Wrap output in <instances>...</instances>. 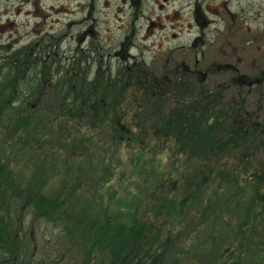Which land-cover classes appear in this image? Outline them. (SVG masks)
<instances>
[{
  "label": "trees",
  "instance_id": "16d2710c",
  "mask_svg": "<svg viewBox=\"0 0 264 264\" xmlns=\"http://www.w3.org/2000/svg\"><path fill=\"white\" fill-rule=\"evenodd\" d=\"M119 51L113 69L97 46L67 58L58 41L0 52V133L33 160L24 182L0 149V264H264V115L251 112V76L225 63L202 68L199 59L173 65L166 57L161 68ZM89 54L96 60L86 64ZM209 72L232 78L211 84ZM126 92L138 109L135 129L119 111ZM93 138L108 146L174 138L184 168L149 188L141 216L113 217L89 194L91 173L74 169ZM86 192L84 205L72 204ZM38 221L62 239L36 258ZM202 231L204 249L195 242Z\"/></svg>",
  "mask_w": 264,
  "mask_h": 264
},
{
  "label": "rangeland",
  "instance_id": "374dc122",
  "mask_svg": "<svg viewBox=\"0 0 264 264\" xmlns=\"http://www.w3.org/2000/svg\"><path fill=\"white\" fill-rule=\"evenodd\" d=\"M154 1L0 0V52H10L31 42L58 41L61 58L82 51L87 54L85 50L97 46L104 52L103 63L111 69L122 60L120 45L126 46L129 57L161 68L166 57L173 65H191L195 59H199L202 68L222 67L224 63L231 62L232 65L228 67L235 70L237 75L245 76H251L264 67V41L256 46V50H252L249 41H234V45L232 41H190L198 28L189 26L187 0H174V9L169 8L170 12L149 11L148 6L153 5ZM236 45L244 51L243 58H238ZM94 60L96 58L89 54L85 63L90 64ZM231 78L229 73L209 72L206 79L211 84H218ZM263 91L252 90L247 96L251 112L260 107L261 116L264 115ZM119 111L124 125L135 129L138 109L130 92H126ZM2 134L0 149L11 154V159L15 161L12 164L18 170L20 179L26 182L33 166L31 151L10 145V138ZM51 158L53 167L61 163L57 155ZM183 161L184 156L179 152L174 138L152 139L145 145L123 142L110 146L102 145L93 138L90 151L82 159L75 160L74 169L91 173L90 184L95 191L90 190L89 194H94L99 208L108 210L113 217L125 218L131 212L141 216L142 203L146 202L149 188L163 184L162 180L178 179L177 175L184 168ZM61 173L63 169L60 168L58 175L47 182L45 191L48 194L56 190ZM95 182L97 184L94 186ZM88 186L84 188L89 189ZM260 191L264 193V187ZM87 193L74 197L72 204L77 207L84 205ZM136 204L139 209L134 213ZM59 233L54 225L42 221L35 223L31 240L37 245L36 258L44 251L43 248L40 250L41 247L61 244ZM196 237L195 242L201 243L204 249L208 245L207 234L202 231ZM50 256L53 257V254Z\"/></svg>",
  "mask_w": 264,
  "mask_h": 264
},
{
  "label": "flooded vegetation",
  "instance_id": "af4514ba",
  "mask_svg": "<svg viewBox=\"0 0 264 264\" xmlns=\"http://www.w3.org/2000/svg\"><path fill=\"white\" fill-rule=\"evenodd\" d=\"M152 4L148 6L151 12L174 9V0H156ZM186 5L190 13L189 26L198 28L190 41H232L233 45L234 41H249L252 50L264 41V0H187ZM236 53L238 58L244 57L239 45H236ZM226 64L232 65L231 62ZM263 83L264 67L251 74V91L261 92Z\"/></svg>",
  "mask_w": 264,
  "mask_h": 264
}]
</instances>
